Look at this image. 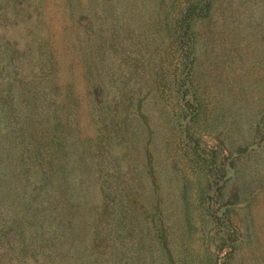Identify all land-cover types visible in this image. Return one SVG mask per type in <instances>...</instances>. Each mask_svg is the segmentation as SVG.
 Listing matches in <instances>:
<instances>
[{
  "label": "rangeland",
  "instance_id": "374dc122",
  "mask_svg": "<svg viewBox=\"0 0 264 264\" xmlns=\"http://www.w3.org/2000/svg\"><path fill=\"white\" fill-rule=\"evenodd\" d=\"M186 5L0 0V90L56 78L72 264H264V0H211L179 51ZM8 210L0 264H47Z\"/></svg>",
  "mask_w": 264,
  "mask_h": 264
},
{
  "label": "trees",
  "instance_id": "16d2710c",
  "mask_svg": "<svg viewBox=\"0 0 264 264\" xmlns=\"http://www.w3.org/2000/svg\"><path fill=\"white\" fill-rule=\"evenodd\" d=\"M210 4L211 0H187L185 7L177 9L172 22L179 51L195 44L192 26L202 18L198 13ZM194 64V59L188 62V71L194 69ZM42 81L26 82L22 77L5 91L0 90V204H9L15 231L30 228L37 233L31 240L44 239L42 255L47 264H72L75 256L69 249L74 247L73 203L79 194L68 183L63 184L67 178L60 174L63 158L58 110L46 97L57 89L56 78L48 76ZM100 87L96 84L91 92L96 102L93 109L98 114L103 102ZM65 203L69 205L66 209ZM16 216L19 220L22 217V222ZM85 263L86 256L80 261L76 258L75 264Z\"/></svg>",
  "mask_w": 264,
  "mask_h": 264
}]
</instances>
